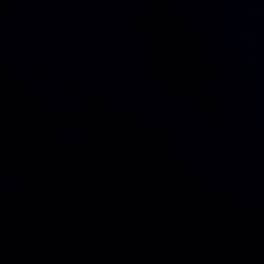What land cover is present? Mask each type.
<instances>
[{"label":"water","instance_id":"95a60500","mask_svg":"<svg viewBox=\"0 0 264 264\" xmlns=\"http://www.w3.org/2000/svg\"><path fill=\"white\" fill-rule=\"evenodd\" d=\"M0 264H264V0H0Z\"/></svg>","mask_w":264,"mask_h":264}]
</instances>
